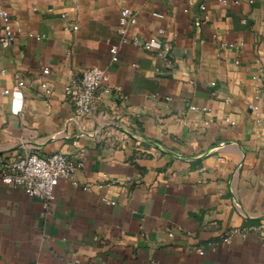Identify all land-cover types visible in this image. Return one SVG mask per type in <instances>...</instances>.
Segmentation results:
<instances>
[{
	"label": "crops",
	"instance_id": "0c3cea01",
	"mask_svg": "<svg viewBox=\"0 0 264 264\" xmlns=\"http://www.w3.org/2000/svg\"><path fill=\"white\" fill-rule=\"evenodd\" d=\"M2 9L0 164L62 152L74 170L47 207L0 184V264H264V0ZM90 66L111 92L74 118L65 87Z\"/></svg>",
	"mask_w": 264,
	"mask_h": 264
},
{
	"label": "built area",
	"instance_id": "2783aa9c",
	"mask_svg": "<svg viewBox=\"0 0 264 264\" xmlns=\"http://www.w3.org/2000/svg\"><path fill=\"white\" fill-rule=\"evenodd\" d=\"M225 4L227 0H218ZM202 9L203 5L200 6ZM154 15L161 16L159 13ZM136 14L128 7L120 9L117 18L116 31L121 40H126L125 31L129 25L135 24ZM0 24L2 34L0 43L4 46L9 45L13 39L12 25L7 10H0ZM75 29L76 26H73ZM158 45V44H156ZM142 46L149 49L154 46L151 40L144 41ZM111 59L115 60L117 47L110 48ZM48 73V68L42 69V74ZM108 77L105 71L98 66L86 68L80 77L65 87V92L72 104V114L74 118H88L93 116L96 111V102L98 93L109 94L111 88L105 86ZM23 85V80L19 79L13 85V90L17 91ZM41 85L48 93L44 81ZM9 90H3L8 93ZM256 94L260 93L259 89L255 90ZM250 107H254L250 105ZM74 170L73 164L68 160L66 154L62 152H52L43 156L37 152L23 153L6 164H0V184L21 188L28 196L37 198L47 207L54 198V187L61 178H70Z\"/></svg>",
	"mask_w": 264,
	"mask_h": 264
}]
</instances>
